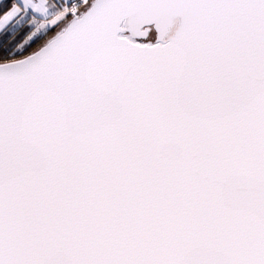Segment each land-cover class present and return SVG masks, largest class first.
Segmentation results:
<instances>
[{"label": "snow or ice", "instance_id": "obj_1", "mask_svg": "<svg viewBox=\"0 0 264 264\" xmlns=\"http://www.w3.org/2000/svg\"><path fill=\"white\" fill-rule=\"evenodd\" d=\"M0 264H264V0H0Z\"/></svg>", "mask_w": 264, "mask_h": 264}]
</instances>
